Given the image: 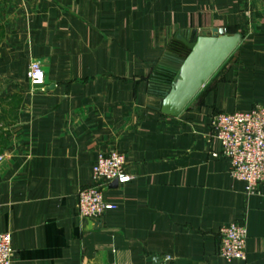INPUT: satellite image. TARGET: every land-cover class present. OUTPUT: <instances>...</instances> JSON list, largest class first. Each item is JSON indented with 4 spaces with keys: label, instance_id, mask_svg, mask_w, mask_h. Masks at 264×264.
Wrapping results in <instances>:
<instances>
[{
    "label": "crops",
    "instance_id": "crops-1",
    "mask_svg": "<svg viewBox=\"0 0 264 264\" xmlns=\"http://www.w3.org/2000/svg\"><path fill=\"white\" fill-rule=\"evenodd\" d=\"M0 27V98L19 97L0 123L14 264H264V190L246 193L211 130L215 113L264 104V0H0ZM215 27L239 46L179 115L156 110L151 76L172 41ZM112 149L131 180L105 189L114 209L81 218L78 192ZM233 222L247 227L245 260L218 254Z\"/></svg>",
    "mask_w": 264,
    "mask_h": 264
},
{
    "label": "built area",
    "instance_id": "built-area-1",
    "mask_svg": "<svg viewBox=\"0 0 264 264\" xmlns=\"http://www.w3.org/2000/svg\"><path fill=\"white\" fill-rule=\"evenodd\" d=\"M198 33L187 38L195 40ZM168 57V54L166 58ZM165 60V59H164ZM27 78L33 86L44 85L45 73L38 61H31ZM212 136L222 150L214 156H225L230 161V174L246 183V193L264 190V104L250 111L218 112L211 118ZM3 156L0 155V160ZM126 155L116 149L101 153L93 167V183L78 192V211L81 218L100 219L115 204L104 198V191L112 182L120 184L131 180L126 169ZM218 254L227 260H245L247 257V227L233 222L220 227ZM0 264H14V249L10 232L0 233Z\"/></svg>",
    "mask_w": 264,
    "mask_h": 264
},
{
    "label": "water",
    "instance_id": "water-1",
    "mask_svg": "<svg viewBox=\"0 0 264 264\" xmlns=\"http://www.w3.org/2000/svg\"><path fill=\"white\" fill-rule=\"evenodd\" d=\"M242 39L240 32L228 33L223 27L202 29L195 40L180 36L190 53L180 65L175 80L162 96L160 105L154 108L165 115H179L239 46ZM118 184V180H115L110 186Z\"/></svg>",
    "mask_w": 264,
    "mask_h": 264
},
{
    "label": "trees",
    "instance_id": "trees-1",
    "mask_svg": "<svg viewBox=\"0 0 264 264\" xmlns=\"http://www.w3.org/2000/svg\"><path fill=\"white\" fill-rule=\"evenodd\" d=\"M2 31L0 27V39L2 38ZM190 53V49L180 40L176 38L172 41L168 49V57L156 67L150 82V90L153 94L158 96L161 100L165 92L169 89L172 82L175 80L178 69L183 60ZM19 97L17 95L12 96L10 99L0 98V107L7 106L2 112H0V123L6 124L13 121L15 118L16 107L18 106ZM9 136V131L0 127V148L5 144L6 139Z\"/></svg>",
    "mask_w": 264,
    "mask_h": 264
},
{
    "label": "rangeland",
    "instance_id": "rangeland-1",
    "mask_svg": "<svg viewBox=\"0 0 264 264\" xmlns=\"http://www.w3.org/2000/svg\"><path fill=\"white\" fill-rule=\"evenodd\" d=\"M0 127H1V125H0Z\"/></svg>",
    "mask_w": 264,
    "mask_h": 264
}]
</instances>
